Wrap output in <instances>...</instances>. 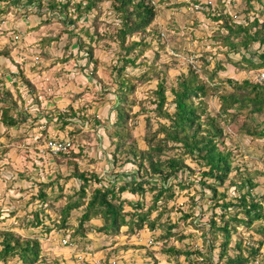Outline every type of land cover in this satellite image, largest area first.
Masks as SVG:
<instances>
[{
  "label": "trees",
  "instance_id": "1",
  "mask_svg": "<svg viewBox=\"0 0 264 264\" xmlns=\"http://www.w3.org/2000/svg\"><path fill=\"white\" fill-rule=\"evenodd\" d=\"M0 1L20 6L37 3L38 8L45 2ZM102 1L104 0H47V8L53 16H59L60 22L66 27L64 32L69 37H77L78 51L87 48L78 57L86 58L84 67L92 66L90 74L97 73V61L93 59L91 43L85 41L83 35L92 42L108 39L116 42L119 48L118 62L113 66L116 79L109 90L113 94L111 103L116 111L115 119L105 118L102 122L97 120L104 127V133L99 138L103 136L105 140L108 139L107 148L114 146L110 151L111 159H107L101 173L79 166L80 158L87 156L76 152L74 145L57 153L55 157L58 165L73 167L65 180L77 178L79 186L66 196V201L59 209V216L53 218L45 208L54 207V202L64 196L62 186L59 185L61 190L55 195L54 182H38V190L31 195L30 200H37L39 206L30 211L31 217L23 221L24 227L37 229L42 226L43 230L44 221L48 218L54 226L71 228V235L75 240L77 237L84 239L92 229L110 236H119L123 232L133 236L144 230H160L158 235L152 236L157 243L162 242L161 246L156 250H148L153 264H162L161 258L169 264H184L181 256L185 257L188 264H195L191 257L193 255L198 259H206L204 264H254L256 261L264 264V195L260 197L254 192V188L259 185L256 178L262 171L247 167L242 169L238 165L239 156L244 153L240 149L241 139L255 141L264 138V82L251 77L264 70V0H240L246 6L242 10L237 9L238 0H229L234 9H237L235 14L227 10L224 0H216V6L211 2L192 0L194 5L202 6L201 11L207 17L217 22V32L210 39L215 41L214 55L222 53L224 59L217 60L213 67H209L211 62L205 57L211 56L212 51H205L201 59H198L202 61L199 67L196 63H188L187 70L182 71L170 85L165 82V76L159 77L155 88L146 92L151 104L147 107L135 95L138 83L140 80L150 81L153 74L159 75L161 72L164 75L165 71L163 73L152 63L136 77L126 72V66L147 64L145 56L154 47L164 50L170 44L177 54L182 50L179 45L174 44L176 36L167 34L161 28L157 17L162 7L153 0H110L109 9L114 18L110 26L112 30L100 33L97 28L91 32L89 27L82 26L76 32L78 22L89 14L98 13L95 16L96 27L103 24L101 21L97 22ZM180 5L181 3H177L167 7ZM68 22L75 27L69 29L66 25ZM193 25L196 26L197 21L194 20ZM177 31L174 28L175 34ZM58 38L59 35L55 38L45 37L42 44ZM198 40L202 41L203 38ZM175 56L178 55L173 54ZM139 59L141 61L138 63ZM229 65L236 69L237 74L245 75L242 78L222 75ZM167 67L168 65L165 66ZM18 72L27 82L25 84L29 93H33V101L41 103L35 83L31 84L22 70L18 69ZM21 84H12L16 89L15 93L6 85L0 89V103L4 104L0 107V123L6 129L17 127L26 120L19 115L20 111L28 116L21 107V103L23 105L25 102ZM213 100L217 104L216 109L210 107V101ZM31 104L34 103L31 101ZM135 105L141 107L132 113ZM170 105H173L172 111ZM69 109L70 114H58L62 127L71 123L69 118L72 117L68 118V115L80 117L79 111L72 107ZM140 112H145L146 115L144 133L141 140H138L130 126V120L137 118ZM153 112L154 119L150 115ZM83 116L81 118L84 119ZM74 130L81 131L80 128ZM233 136L239 141L232 142ZM47 140L48 143L51 140L64 141L63 138L50 134ZM230 141L232 145L228 143ZM235 148L238 150L235 151ZM89 160L97 161L92 158ZM117 166L123 167L120 171H115ZM197 171L200 176L190 180ZM186 172V176H180V173ZM220 187L224 189L220 190ZM191 188L194 189L191 196L193 204L188 212L176 200L180 196L179 191ZM231 188L238 194L227 199ZM198 199L213 201L207 225L201 226L196 222L194 209ZM216 208H220L221 212L215 211ZM78 209L81 212L77 217V224L72 225L70 217ZM174 211H180L181 215L172 221L170 215ZM96 219H102L103 223L94 222ZM186 224L202 230L204 244L209 247L208 253L198 247L191 249L177 244L192 236V233L184 230ZM240 226L252 229L261 236L256 245L249 244L244 237L231 245L232 236L241 230ZM46 228L51 229L49 225ZM27 234L14 230L12 226L0 229V264H8L15 258L22 264L43 262L39 238ZM217 243L220 248L219 260L214 263L211 251L217 248ZM114 248L113 251L116 252L118 246ZM231 250L234 251L233 254L230 253ZM157 254L161 256L158 257ZM107 264L112 263L108 261Z\"/></svg>",
  "mask_w": 264,
  "mask_h": 264
},
{
  "label": "rangeland",
  "instance_id": "2",
  "mask_svg": "<svg viewBox=\"0 0 264 264\" xmlns=\"http://www.w3.org/2000/svg\"><path fill=\"white\" fill-rule=\"evenodd\" d=\"M44 1L41 8H38L37 3L26 4L24 2L26 5L20 6V4L13 5L7 1H0V89H3L6 85L15 93L16 89L12 84L22 83L21 89L24 93L25 102H23V105L21 103V107L28 113L26 117L20 111L19 115L25 117L26 120L17 127L6 129L0 123V229L12 226L14 230L25 235H28L27 233L36 235L41 242L42 259H44L43 262L40 261L38 264H107L109 259L112 264H153L154 262L150 258L148 250H156L161 246L162 242L157 243L154 236H152L158 235L161 232L160 230L155 232L144 230L135 233L133 236H128L124 232L119 236H110L92 229L84 239L77 237L75 240L71 235V228L54 226V223L48 218L44 221L43 230L42 226L37 229L24 227L25 222L23 221L30 219V211L39 206L37 200H30L31 195H34L38 190V182H54L55 191L53 193L55 195L61 190L59 185L62 186L64 196L54 202V207L47 206L45 208L46 212L53 218L59 216V209L66 201V196L72 194L80 183L74 177L65 180L66 177H69L73 167L69 168L67 165L56 163V154L49 149L47 140L49 134L63 138L64 141L69 142L70 147L74 145L76 152H82L87 156L79 160V166L82 169L96 170L103 173V167L106 165L107 159H111L110 151L114 148V146L107 148V138L106 140L103 136L99 138V135L104 133V127L101 123L98 124L97 120L102 122L105 118L115 119L116 111L113 103H111L113 94L109 90L110 85L115 83L114 79H116L113 66L118 62L119 48L116 42L108 39L106 41L102 39L99 41L93 40L92 42L87 36L83 35V39L91 43L93 59L97 61V73L90 74L92 73V66L87 65V67H84L83 64L86 62V58L78 57L81 51L85 52L87 48L78 51L77 37L71 38L67 32H64L66 31L65 25L60 22L59 16L51 14L47 8V0ZM153 1L162 7L161 13L157 17L161 28L167 34L176 36L174 44L179 45L182 51L177 54L173 45L170 44L164 50H157L158 48L154 47L145 56L147 64H139L137 67L131 64L126 66V72L136 75V77L146 70L147 65L149 66L152 63L157 65L162 72L165 71L164 75L161 72L159 75L153 74L150 81L143 82L140 80L138 83L135 95L140 100L142 99L145 107L151 105L146 92L155 88L159 77L165 76V82L170 85L175 82L176 77L182 71L187 70L188 63L194 65L196 63L199 67L202 61L198 59H201L205 51H212L211 56L206 55L205 57L211 62L209 67H213L217 60L224 59L222 53L214 55L213 51L216 50V47L213 44L215 41L210 39V36L217 32V22L201 11V5H194L192 0ZM201 1L211 2L212 5L216 6V0ZM224 1L227 10L231 14H235L237 9L242 10L246 7L238 0L236 2L237 9L235 10L229 0ZM177 3H181V5L168 8L169 5L171 7ZM101 5L102 9L97 22L101 21L103 24L100 23L96 27L95 16L98 13L89 14L78 22L76 32H79L82 26L89 27L91 32L97 28H99L100 33L112 30L110 26L114 18L109 9L111 1L104 0ZM194 20L197 21L196 26L193 25ZM41 21L44 24H39ZM66 25L69 29L75 27L70 22ZM174 28L178 29L176 34ZM57 35H59L58 39L42 44L43 38H55ZM199 38H203V40L199 41ZM173 54L178 55L175 56L178 59L173 57ZM137 61L139 63L141 60ZM166 65H168L167 68H165ZM18 69L24 72L31 84L35 83V87L40 94L39 98H41L40 105L33 101V93H29V89L25 84L27 82L20 77ZM221 74L235 78H242L245 75L243 73L237 74L236 69L230 65ZM257 74L254 73L251 77L255 79ZM168 94L170 95L169 92ZM30 100L34 104H31ZM2 105L4 104L0 103V107ZM70 107L76 109L77 112L79 111L80 117L68 115V118L72 117L69 118L71 123L62 127V122L58 121V114L59 112L70 114ZM140 107V105H135L132 113L138 111ZM210 107L212 109L217 108L214 100L210 101ZM170 110H173V105H170ZM153 114L154 112L150 113L154 119ZM145 115V112H140L137 118L130 120V126L138 140H141L144 133ZM77 128H80L81 131L76 132L74 129ZM232 139V142L239 141L235 136ZM231 141L228 143L232 145ZM240 146L241 151L244 153L242 152L243 155L239 156L238 165L242 169L247 167L251 170L260 169L263 172L264 138L255 141L244 138L241 139ZM237 150L235 148V151ZM90 158L97 161L90 162ZM122 167L117 166L115 171H120ZM262 172L256 178L259 185L254 188V192L260 197L264 195V173ZM186 175L187 172L180 173L181 177ZM196 176H200L199 171L190 180L196 179ZM234 176L237 177L236 174ZM223 189L224 187H220V190ZM49 191L51 192V190ZM193 191V188L179 191L180 196L176 202L181 204L184 211L189 212L192 209L191 196ZM228 193L230 196L227 199L238 194V192L233 191V188L229 189ZM29 201L31 203H28ZM173 203L171 202V204ZM210 204H213L211 199H198L196 208H193L195 217H197L196 222L201 226L207 225L209 222L212 212ZM215 211L221 212V209L216 208ZM80 212L81 210L78 209L71 215L70 223L72 225L77 224V217ZM180 215V211L172 212L170 215L171 220H176ZM94 222L102 224L103 220L96 219ZM46 225H49L51 229L48 230ZM194 227L192 224H186L184 230L192 233V236L184 241L177 242V244L180 247L189 246L191 249L198 247L208 253L209 247L204 244L202 230ZM240 229L232 236V246L235 241L240 240L242 237L245 238L246 242L249 241L251 245H256V241L261 238L252 229H246L244 226H240ZM209 237L210 235H208ZM114 241H117V243L114 244ZM219 243L216 244L217 248L211 251L214 263L219 260ZM113 244L114 246L118 244L116 252L113 251L115 248H109ZM262 251L264 253V246ZM230 253L233 254L234 251L231 250ZM157 256L160 257L161 255L157 254ZM191 257L195 264H204L203 262L206 261V259H198L196 255ZM160 261L162 264H169L163 258ZM181 261L188 264L183 256H181ZM8 264H22V262L15 258ZM221 264H224V262ZM254 264H261V262L256 261Z\"/></svg>",
  "mask_w": 264,
  "mask_h": 264
},
{
  "label": "built area",
  "instance_id": "3",
  "mask_svg": "<svg viewBox=\"0 0 264 264\" xmlns=\"http://www.w3.org/2000/svg\"><path fill=\"white\" fill-rule=\"evenodd\" d=\"M256 78L259 81L264 82V70L259 72L256 75ZM48 144H49V149L55 154H57L59 152H62V151H66L68 149V147H69V142L68 141L51 140ZM65 242H67V240H65Z\"/></svg>",
  "mask_w": 264,
  "mask_h": 264
},
{
  "label": "crops",
  "instance_id": "4",
  "mask_svg": "<svg viewBox=\"0 0 264 264\" xmlns=\"http://www.w3.org/2000/svg\"><path fill=\"white\" fill-rule=\"evenodd\" d=\"M31 32H32V31H31ZM111 244H112V243H111ZM114 244H115V242H114ZM114 244H113V246L110 245L109 248H112V247L114 248V247H115ZM117 245H118V244H117ZM117 245H116V246H117ZM125 258H126V257H125ZM109 261H110V259H109Z\"/></svg>",
  "mask_w": 264,
  "mask_h": 264
}]
</instances>
